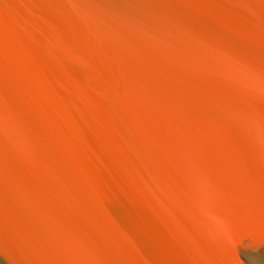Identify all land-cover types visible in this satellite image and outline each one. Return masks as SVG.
Listing matches in <instances>:
<instances>
[{
  "label": "water",
  "instance_id": "obj_1",
  "mask_svg": "<svg viewBox=\"0 0 264 264\" xmlns=\"http://www.w3.org/2000/svg\"><path fill=\"white\" fill-rule=\"evenodd\" d=\"M0 264H264V0H0Z\"/></svg>",
  "mask_w": 264,
  "mask_h": 264
}]
</instances>
